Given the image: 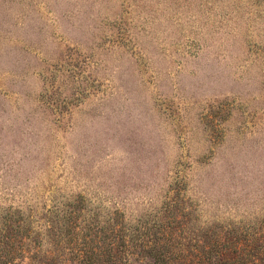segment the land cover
<instances>
[{"label":"rangeland","instance_id":"obj_1","mask_svg":"<svg viewBox=\"0 0 264 264\" xmlns=\"http://www.w3.org/2000/svg\"><path fill=\"white\" fill-rule=\"evenodd\" d=\"M72 200L264 264V0H0V205Z\"/></svg>","mask_w":264,"mask_h":264},{"label":"trees","instance_id":"obj_2","mask_svg":"<svg viewBox=\"0 0 264 264\" xmlns=\"http://www.w3.org/2000/svg\"><path fill=\"white\" fill-rule=\"evenodd\" d=\"M52 213L50 226L42 233L24 210L0 205V264H248L251 260L243 232L234 240L226 235L223 241L215 231L210 236L209 228L194 238L193 228L189 235L188 228L180 225L177 238L171 221L142 217L128 223L122 214L103 215L82 200L66 202ZM242 241L247 244L239 246Z\"/></svg>","mask_w":264,"mask_h":264}]
</instances>
